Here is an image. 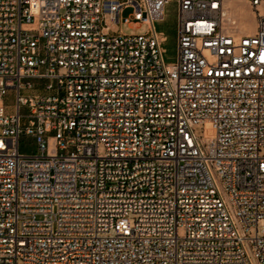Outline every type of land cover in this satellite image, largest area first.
<instances>
[{"label":"built area","instance_id":"1","mask_svg":"<svg viewBox=\"0 0 264 264\" xmlns=\"http://www.w3.org/2000/svg\"><path fill=\"white\" fill-rule=\"evenodd\" d=\"M225 1L0 0V264H264V0Z\"/></svg>","mask_w":264,"mask_h":264},{"label":"rangeland","instance_id":"2","mask_svg":"<svg viewBox=\"0 0 264 264\" xmlns=\"http://www.w3.org/2000/svg\"><path fill=\"white\" fill-rule=\"evenodd\" d=\"M229 1V2H228ZM225 3V7L228 9L229 14L234 20L237 21L236 29L239 33H252L255 28V22L253 15L251 13L249 4L246 0H228ZM262 9H264V4H262ZM131 12V8H124L121 12V16H127ZM175 19V10L174 4H170L167 8V13L165 19L161 22V24H157L156 30L158 33H163L166 35L162 42V48L164 53V58L166 61H171L175 55V31L173 30V22ZM105 24L109 27L111 32H123L125 34L130 33H143L146 30V25L144 24H136L133 23H114L111 20L107 19ZM36 83V82H35ZM36 85V84H35ZM41 91L40 89L33 86V88L29 89L28 92H37ZM2 99L5 104V112L10 113L13 110V102H14V92L7 91L2 95ZM194 134L197 137H202L204 135V123L198 122L195 123L192 127ZM19 150L23 153H36L37 145L32 137H21L19 140ZM99 152L103 153L104 148L102 146L99 147ZM260 155L264 156V148L260 149ZM184 234V230L182 228L178 229V235L182 236ZM247 234L249 236H253L255 234V229L252 227L248 230ZM16 264H23L21 259H18Z\"/></svg>","mask_w":264,"mask_h":264},{"label":"crops","instance_id":"3","mask_svg":"<svg viewBox=\"0 0 264 264\" xmlns=\"http://www.w3.org/2000/svg\"><path fill=\"white\" fill-rule=\"evenodd\" d=\"M171 4H173V3H171ZM165 17H166V16H165ZM164 19H165V18H164ZM161 22H162V21H158V22H156V23H155V26H156L157 24H161ZM173 25H174L173 30L175 31V19H174ZM161 36H162L163 40H164V38L166 37V35L163 34V33H161Z\"/></svg>","mask_w":264,"mask_h":264},{"label":"bare ground","instance_id":"4","mask_svg":"<svg viewBox=\"0 0 264 264\" xmlns=\"http://www.w3.org/2000/svg\"><path fill=\"white\" fill-rule=\"evenodd\" d=\"M226 1H228V0H226ZM226 1H225V3H226ZM229 2V1H228ZM225 14H226V16L227 17H229L230 19H234V18H232L231 16H230V14H229V11H228V9L225 7ZM255 29V28H254Z\"/></svg>","mask_w":264,"mask_h":264}]
</instances>
